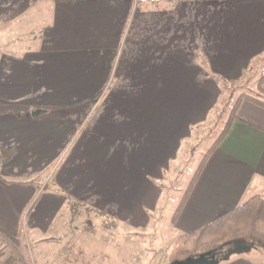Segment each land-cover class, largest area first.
Returning a JSON list of instances; mask_svg holds the SVG:
<instances>
[{"label": "crops", "instance_id": "crops-1", "mask_svg": "<svg viewBox=\"0 0 264 264\" xmlns=\"http://www.w3.org/2000/svg\"><path fill=\"white\" fill-rule=\"evenodd\" d=\"M263 54L264 0H0V259L75 264L101 227L173 248L264 197V107L242 99L175 217L166 200L221 85Z\"/></svg>", "mask_w": 264, "mask_h": 264}, {"label": "rangeland", "instance_id": "rangeland-1", "mask_svg": "<svg viewBox=\"0 0 264 264\" xmlns=\"http://www.w3.org/2000/svg\"><path fill=\"white\" fill-rule=\"evenodd\" d=\"M264 73V54L259 58H255L249 70L245 73L242 79L235 82H225L221 85V98L214 113L209 118V122L203 129L197 131L194 142L191 145V152L180 162L177 172L174 176L169 177L167 187V203L177 205L180 203L181 196L184 195L198 164L203 160L205 154L210 150L214 141L218 137L225 121L228 118L229 111L237 98L243 93L255 94L258 92L257 82L260 76ZM52 166L45 170L44 175L48 174ZM42 181L45 179L41 178ZM183 194V195H182ZM174 213L171 210L170 216ZM167 215V214H166ZM165 234H170L167 225ZM102 228V233L110 234L112 230V241L94 243L93 246L87 248H95V251H87L85 246L83 252L76 259L75 264H168L170 263V253L173 248H167L168 237H163L161 241L155 234V227L147 231L137 230L131 231L128 236L121 234L114 228ZM109 236V235H108ZM156 238V239H155ZM165 242H164V241ZM177 240V239H176ZM13 242V241H12ZM112 243V244H111ZM176 243V241H175ZM166 244V245H165ZM112 245H116L113 247ZM34 246V243L32 247ZM160 246V247H159ZM164 246V247H163ZM175 246V245H174ZM173 246V247H174ZM162 247V249H161ZM51 248H55L52 247ZM6 249L0 245V252ZM262 252L264 250L258 249ZM7 251V250H6ZM13 252V251H12ZM225 255V254H224Z\"/></svg>", "mask_w": 264, "mask_h": 264}, {"label": "trees", "instance_id": "trees-1", "mask_svg": "<svg viewBox=\"0 0 264 264\" xmlns=\"http://www.w3.org/2000/svg\"><path fill=\"white\" fill-rule=\"evenodd\" d=\"M263 82L264 73L260 76L257 82V93H243L237 98L229 111L228 118L225 121L223 128L206 155L227 133L230 121L235 116L237 105L242 99H248L264 107ZM204 158L199 163L198 168L183 195L182 201L185 199L193 185L198 171L203 166ZM182 201L178 205L174 217L180 209ZM0 233L7 239L11 241L14 240L12 236H9L4 231L0 230ZM245 247L264 250V197L258 194L249 197L246 201L212 223L179 236L170 253L169 260L170 262L183 260L188 257H196L199 254L213 251L217 253V257H222L229 250Z\"/></svg>", "mask_w": 264, "mask_h": 264}, {"label": "water", "instance_id": "water-1", "mask_svg": "<svg viewBox=\"0 0 264 264\" xmlns=\"http://www.w3.org/2000/svg\"><path fill=\"white\" fill-rule=\"evenodd\" d=\"M231 251L233 250H229L225 255H227ZM225 255L222 257H217V253L215 251L206 252L199 254L196 257H188L186 259L173 261L168 264H217L220 259L225 257Z\"/></svg>", "mask_w": 264, "mask_h": 264}, {"label": "built area", "instance_id": "built-area-1", "mask_svg": "<svg viewBox=\"0 0 264 264\" xmlns=\"http://www.w3.org/2000/svg\"><path fill=\"white\" fill-rule=\"evenodd\" d=\"M0 264H6L3 260L0 259Z\"/></svg>", "mask_w": 264, "mask_h": 264}]
</instances>
